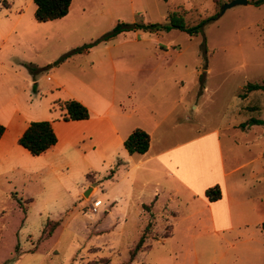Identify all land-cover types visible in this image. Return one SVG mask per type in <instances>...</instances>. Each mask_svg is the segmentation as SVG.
Returning <instances> with one entry per match:
<instances>
[{
  "label": "rangeland",
  "instance_id": "obj_1",
  "mask_svg": "<svg viewBox=\"0 0 264 264\" xmlns=\"http://www.w3.org/2000/svg\"><path fill=\"white\" fill-rule=\"evenodd\" d=\"M228 1L72 0L65 16L38 22L33 0H0V124L5 129L12 108L28 123L64 120L61 105L76 100L88 117L108 113L121 132L158 119L154 143L163 131L177 141L196 136V127L199 134L217 130L224 158L247 160L264 150V123L238 127L264 119V90L244 92L247 83L264 82V4L247 0L221 13ZM170 12L190 26L217 16L195 35L142 27L164 23ZM117 24L122 29L101 40ZM214 139L201 147L204 161L214 155ZM89 154L90 161L72 157L54 169L31 154L0 166V264H264V252L253 248L264 245L261 226L257 233L212 231L199 207L181 198L169 201L178 213L150 211L136 183L130 197L121 194L131 180L126 166ZM249 167L237 173L246 181L242 199L264 195V181L250 180Z\"/></svg>",
  "mask_w": 264,
  "mask_h": 264
},
{
  "label": "crops",
  "instance_id": "obj_2",
  "mask_svg": "<svg viewBox=\"0 0 264 264\" xmlns=\"http://www.w3.org/2000/svg\"><path fill=\"white\" fill-rule=\"evenodd\" d=\"M108 59L102 58L103 63L109 61ZM8 111L6 117L9 122L0 138V166L3 167H13L18 163L19 156L27 160L30 158L28 157L30 153L18 144V138L29 123L21 119L17 108ZM118 124H115L108 113L80 120H52L57 141L45 152L34 157L45 156L48 160L47 166L54 169L57 164L66 163L72 157L90 161L92 158L86 156L89 153H96L98 159L110 167L116 162L126 166L125 174L127 178L130 176L131 180L121 189V194L125 198L130 197L134 191L132 185L136 183L139 188L137 199L140 200L142 196L148 197L150 203H142V206L148 207L150 211H154L158 206L159 211L171 210L178 213L169 207V201L181 198L186 205L199 207V212L204 213V219L200 221L212 231L258 232L264 220V195L257 191L247 199H242L241 193L246 181L239 179L237 173L243 167L251 165L248 172L249 179L255 184H261L264 181V150L251 153L245 161L232 160L229 162L224 158L217 130L199 134L200 127L193 129L198 133L196 136L181 138L177 141L170 140V134L163 131L162 134L159 133L160 141L157 139L154 143L152 135L158 132L161 125L158 119H153L150 126L143 125L142 127L150 135L148 150L143 154H130L124 148L123 141L133 128L123 129L121 132V124ZM84 125L91 128L90 132L81 133L80 130L75 134L72 133L75 126ZM236 125L238 124H227V127ZM10 131L14 133L8 138ZM96 136L101 137L95 142L93 138ZM214 136V155L204 161L201 147ZM84 139L89 140V143L83 148L80 143L82 144ZM231 149L229 147V150L233 152ZM204 165L207 167L205 173L203 172ZM115 169H118V166ZM110 173L112 177L114 173ZM84 182L88 187L89 181ZM98 182L93 192L99 185ZM76 184L77 187L82 185L80 182ZM214 184L220 186L222 195L218 200L209 201L204 192ZM76 191L77 197H80L83 191L78 188ZM117 199L119 200L120 197L117 196ZM181 205L184 203L182 202ZM253 248L260 253L264 252L263 244L254 245Z\"/></svg>",
  "mask_w": 264,
  "mask_h": 264
},
{
  "label": "trees",
  "instance_id": "obj_3",
  "mask_svg": "<svg viewBox=\"0 0 264 264\" xmlns=\"http://www.w3.org/2000/svg\"><path fill=\"white\" fill-rule=\"evenodd\" d=\"M36 8L34 11V17L38 22H47L55 19H59L65 16L68 12L70 3L72 0H33ZM255 6L264 4V0H252ZM217 14L202 19L195 25H188L185 23L184 18L176 12H170L162 24H148L142 27L145 30H171L178 29L189 35H195L201 30L202 26L212 19H215ZM121 24H117L113 30L106 35L102 36L101 40H105L122 28ZM74 50L75 51H79ZM65 57L62 58L64 60ZM255 90H264V82L262 83H247L244 87V92H250ZM242 94V95H245ZM65 110L66 114L62 117L64 120H80L86 119L89 116L88 109L76 100H70L61 105ZM262 124L264 119L250 118L247 122H242L238 127L245 128L247 124ZM4 132V126L0 124V138ZM57 141L56 134L52 127L51 121H31L24 129L21 136L18 138V144L25 148L31 155L36 156L45 152L48 148L54 145ZM150 143V135L148 132L141 128L134 129L123 141V146L128 153L143 154L148 150ZM110 175L105 176L108 178ZM204 195L209 201H215L221 198V188L218 184H214L208 187ZM56 222L53 223V225ZM261 228L264 230V220L261 223ZM51 234V230L48 235ZM143 245V234L139 237L133 249L130 252V258H133L135 254L141 249Z\"/></svg>",
  "mask_w": 264,
  "mask_h": 264
},
{
  "label": "water",
  "instance_id": "obj_4",
  "mask_svg": "<svg viewBox=\"0 0 264 264\" xmlns=\"http://www.w3.org/2000/svg\"><path fill=\"white\" fill-rule=\"evenodd\" d=\"M247 3V0H230L228 2H225L223 5H222V8H221V13H223L227 8H230L232 6H235V5H238V4H246ZM94 185V183L92 184ZM91 191V187H89L88 189H86L84 191V194L85 195H88Z\"/></svg>",
  "mask_w": 264,
  "mask_h": 264
},
{
  "label": "built area",
  "instance_id": "obj_5",
  "mask_svg": "<svg viewBox=\"0 0 264 264\" xmlns=\"http://www.w3.org/2000/svg\"><path fill=\"white\" fill-rule=\"evenodd\" d=\"M101 205V203L99 201H94L93 203V209L96 210L97 207H99Z\"/></svg>",
  "mask_w": 264,
  "mask_h": 264
}]
</instances>
